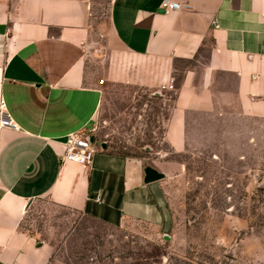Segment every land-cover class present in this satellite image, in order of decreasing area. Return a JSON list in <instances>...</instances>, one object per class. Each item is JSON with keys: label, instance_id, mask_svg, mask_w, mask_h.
Returning <instances> with one entry per match:
<instances>
[{"label": "crops", "instance_id": "0c3cea01", "mask_svg": "<svg viewBox=\"0 0 264 264\" xmlns=\"http://www.w3.org/2000/svg\"><path fill=\"white\" fill-rule=\"evenodd\" d=\"M163 1L0 0L2 96L20 129L0 130V264H49L24 227L38 202L167 236L165 179L145 183L143 158L93 136L116 86L174 94L161 137L172 154L264 122V0H172L184 7L170 13ZM71 133L93 137L89 165L63 160Z\"/></svg>", "mask_w": 264, "mask_h": 264}, {"label": "rangeland", "instance_id": "374dc122", "mask_svg": "<svg viewBox=\"0 0 264 264\" xmlns=\"http://www.w3.org/2000/svg\"><path fill=\"white\" fill-rule=\"evenodd\" d=\"M173 99L116 86L92 132L164 175L169 238L38 202L24 227L51 247L49 264H264V122L202 134L172 154L161 137Z\"/></svg>", "mask_w": 264, "mask_h": 264}, {"label": "built area", "instance_id": "2783aa9c", "mask_svg": "<svg viewBox=\"0 0 264 264\" xmlns=\"http://www.w3.org/2000/svg\"><path fill=\"white\" fill-rule=\"evenodd\" d=\"M184 6L175 3L172 0H164L161 9L164 13L177 11ZM3 67L0 66V130L5 129L11 132H19V127L8 113L5 101L2 96ZM172 89V85L169 86ZM94 150L89 143L88 137H83L74 133L68 134L64 142L63 160L77 163L80 165H89L92 161Z\"/></svg>", "mask_w": 264, "mask_h": 264}, {"label": "water", "instance_id": "95a60500", "mask_svg": "<svg viewBox=\"0 0 264 264\" xmlns=\"http://www.w3.org/2000/svg\"><path fill=\"white\" fill-rule=\"evenodd\" d=\"M160 12L164 13V10H161ZM154 95H160L158 93H154ZM88 141L90 144H93V137H89ZM164 178V175L162 173H160L159 171H157L155 168L149 166V165H145L144 168V182L145 183H151V182H155L158 180H161ZM165 239H168V236L164 237Z\"/></svg>", "mask_w": 264, "mask_h": 264}]
</instances>
